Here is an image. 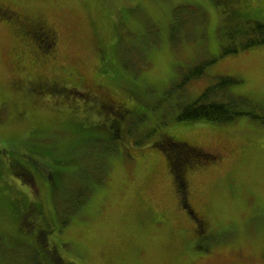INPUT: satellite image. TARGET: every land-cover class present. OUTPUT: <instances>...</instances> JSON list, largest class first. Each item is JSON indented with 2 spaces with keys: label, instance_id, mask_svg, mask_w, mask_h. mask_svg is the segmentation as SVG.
Returning <instances> with one entry per match:
<instances>
[{
  "label": "rangeland",
  "instance_id": "obj_1",
  "mask_svg": "<svg viewBox=\"0 0 264 264\" xmlns=\"http://www.w3.org/2000/svg\"><path fill=\"white\" fill-rule=\"evenodd\" d=\"M0 5L41 18L61 37L54 62L27 58V49L39 48L0 16V264H51L42 244L18 242L26 232L17 221L30 222L13 208L22 194L41 203L53 225L49 242L75 264H264V43L221 56L219 36L235 22L225 20L214 0ZM240 7V15L248 8L264 18V0H242ZM96 47L107 56L108 79L96 74ZM191 70L203 73L198 78ZM221 76L240 80L227 91L255 116L179 121L183 105ZM44 79L80 92L82 85L95 90L104 82L112 97L135 107L115 127L97 108L87 112L80 105L75 113L59 97L28 90L33 84L26 83ZM80 122L97 126L79 129ZM162 133L216 154L186 173L192 208L208 223L191 247L192 222L178 204L166 151L157 143ZM39 151V158L49 151L55 159L43 165L55 174L49 187L34 192L25 178L11 179L9 161H28Z\"/></svg>",
  "mask_w": 264,
  "mask_h": 264
},
{
  "label": "flooded vegetation",
  "instance_id": "obj_2",
  "mask_svg": "<svg viewBox=\"0 0 264 264\" xmlns=\"http://www.w3.org/2000/svg\"><path fill=\"white\" fill-rule=\"evenodd\" d=\"M0 15L12 20V24H14L18 34L22 38H31L36 45L38 42L46 43L45 50L42 51L37 49V51L42 52L41 55H38L37 51L27 49V58L30 57V54H32V56L36 54L37 57L34 56L36 59H43V57H45L46 59L52 60L53 62L55 59L57 60L58 48L60 46L61 40L60 33L57 30L48 26L40 18L26 16L23 17L19 12L12 9L11 7L0 6ZM98 51H101L103 56L102 48H97V52ZM102 56H99L98 53L99 63L96 65V74L108 79V75L105 73L106 71L103 67L105 57ZM35 62H38V60ZM68 75L73 76L75 75V72L69 69ZM30 84H33V86L28 89L30 92L35 91L36 94H38V97L46 95L59 97V100L63 99L66 101V103L69 102V104H66L63 101V103H65V105L69 107L70 110H74L75 113H79L80 105H83V108L86 109L87 112L90 110L94 111L97 108L99 112L105 116L106 120L110 121L112 126H117V118L124 116L130 111L131 108V105L127 101L112 97L111 95L113 94L109 91L108 84L106 83L105 85L104 82L97 83L95 90H92L87 84L82 85L81 87L84 89V92H80L79 90H81V88L76 86L69 87L67 82L62 80H36L26 83V86H29ZM157 141L161 144H163L162 142L168 143L169 146L172 143L169 141V138L164 135L159 136ZM173 145L176 147L175 143ZM42 166L43 163L41 165L32 158H30L28 161L19 160L11 162V167L15 175L25 178L29 184L24 186L32 188V190L34 188V192L39 191L43 184H48L47 178H51L52 176V173L50 172L49 174L45 173V175L43 173L45 170L42 168ZM14 203H18L21 206V215L30 220V222L27 221L22 224L24 227H27L22 229L25 231L34 230V233L27 239V241L32 244L40 242L43 243L46 248L47 256L51 260V264H74L66 259L64 260L57 253V247L49 242V237L47 236L51 233L52 224L49 223L46 217L43 215V212L41 211V203L38 200H28L25 194H22V196H16ZM198 221L199 223L194 221V226L191 227L190 234L192 236L195 235L197 230L203 231L206 229V220L202 218ZM40 234H45V238L38 239V237L40 238ZM38 240L40 242H38Z\"/></svg>",
  "mask_w": 264,
  "mask_h": 264
},
{
  "label": "trees",
  "instance_id": "obj_3",
  "mask_svg": "<svg viewBox=\"0 0 264 264\" xmlns=\"http://www.w3.org/2000/svg\"><path fill=\"white\" fill-rule=\"evenodd\" d=\"M214 1L223 6L222 9L223 13L225 14V20L228 22H235L231 25H228L230 28L227 31H223L219 36L221 56L236 53L241 49H246L264 43V18L260 19L255 17L256 14H253L254 12L248 8L245 9L244 14L240 15V9H242L240 4H242V0ZM102 52L103 56L105 57L103 67L107 72V56L104 53V49H102ZM98 53L99 56H102L101 51H98ZM201 73H203L202 70L200 72L191 70L190 76L195 75V77L200 78ZM239 81L240 80L235 77L221 76L219 82L207 87L194 101L185 103L183 105V109L178 115L179 121L208 120L217 123H226L235 120L244 114H252L253 112H247L243 109L244 103L240 97H233L227 91V85L239 83ZM123 100L125 99L123 98ZM127 102L129 103V100ZM131 106L133 107L130 108L129 112H132L135 107L134 104ZM252 115L255 116L254 113ZM101 125L108 126L109 124L105 122ZM94 126H97V124L88 126L86 123H83L79 124L78 128L82 129ZM171 138H169V141L172 142V144L175 143V146L177 147L174 149L166 148V154L168 156L167 158L171 173L173 174L175 180L177 195L180 196L182 200L181 203H183L184 206H187L188 203L186 197L188 181L185 175V170L181 166V163H188L193 158V156L197 157L198 159L205 158L209 161H213L216 157V154L210 151L206 152L205 150L197 149L195 145H191L187 141L179 140L177 138L174 140ZM43 152V158H39L38 156H32V158L40 164L44 163L48 165L50 163H56L55 159L50 156L49 151ZM199 161H197V163ZM45 172H47V169H45ZM51 173L55 174L54 171ZM47 174H49V172H47ZM50 180L51 178H47L48 184ZM13 205V208H16V211L20 207L18 203H13Z\"/></svg>",
  "mask_w": 264,
  "mask_h": 264
}]
</instances>
